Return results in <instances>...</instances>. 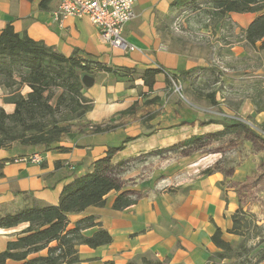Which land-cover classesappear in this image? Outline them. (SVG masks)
<instances>
[{"label": "crops", "instance_id": "0c3cea01", "mask_svg": "<svg viewBox=\"0 0 264 264\" xmlns=\"http://www.w3.org/2000/svg\"><path fill=\"white\" fill-rule=\"evenodd\" d=\"M43 1L0 0V36L10 24L17 34L42 42L66 57L77 56L118 71L116 74L95 72L93 86L82 91L92 103L91 111L51 149L15 143L10 149L0 150L1 214H15L34 202L57 205L67 184L91 172L97 160L127 138L133 141L114 155V164L170 149L193 137L211 135L201 144L153 157L128 174V179H135L134 189L144 193L134 206L122 211L113 210L118 193L111 192L104 207H90L82 213L71 214L72 223L95 217L113 239L110 245L97 249L80 246V264H211L209 259L217 251L211 240L215 227L221 228L228 241L232 236L228 233L233 227L232 216L240 207L257 216L259 224L264 225V173L261 172L264 170V132L258 133L260 138L257 139L263 140V147L257 150L249 134L216 136L224 130L220 118L201 113V119L191 124H174L167 120L170 106L165 105L166 111L158 112L172 75H180L187 84L196 75L183 76V72L197 66H209L205 56L195 62L173 50L170 41H164L162 31L167 25L163 22L169 20L172 25L174 11L171 5L175 0H135L137 17L125 30L128 42L140 49L134 53L104 45L97 27L87 18L55 21L53 13L59 8L60 0ZM259 15H228L225 21L213 24L211 39L218 44L223 41L229 48L223 56L228 81L242 86L241 82L245 81L239 79L251 77L258 83L255 88L242 86L244 93L231 97L228 106L221 102L222 98L216 92V105L224 110V116L253 120L254 125L264 131V103L256 102L252 95L256 89L264 94V51L253 49L244 38L245 31ZM260 45L258 42L257 47ZM158 68L164 71L156 75L152 90L141 76L125 72ZM243 72L251 75L242 77ZM14 92L27 97L31 88L0 85V108L7 114H13L16 109L15 104L6 101ZM231 104L235 105L236 114ZM147 112L149 117L144 119ZM211 120L215 123L206 124ZM81 124L114 128L102 133L81 132ZM238 139H244L242 143L247 148L244 161L238 158L237 147L223 149L227 141ZM32 154L41 155L42 162H15L19 157ZM175 155L182 157L178 164L153 167L165 159L169 162L168 158ZM173 166L178 169L174 170ZM257 172L262 174L257 183L258 192L255 196L242 194L239 185L249 183ZM143 182L148 187L140 188ZM26 228L27 225L22 224L14 229L0 230V253ZM97 230L92 228L85 234L92 236Z\"/></svg>", "mask_w": 264, "mask_h": 264}, {"label": "trees", "instance_id": "16d2710c", "mask_svg": "<svg viewBox=\"0 0 264 264\" xmlns=\"http://www.w3.org/2000/svg\"><path fill=\"white\" fill-rule=\"evenodd\" d=\"M47 1L49 0H44L43 3ZM203 7L212 16L214 23L225 21L228 15L234 13H260L245 31L244 38L253 49L264 51V0H175L171 10L178 12ZM258 42H261L259 47ZM96 71L116 74L118 69L77 56L66 57L42 42L17 34L8 24L0 36V85L8 88L27 85L31 92L27 97L14 92L6 98L7 102L16 106L13 114H7L0 108V150L10 149L15 143L25 147L41 146L49 150L53 144L61 142L71 132L74 124L83 122L92 109L91 101L82 94L86 88L82 77L87 75L93 78ZM162 71V68H158L125 72L141 76L145 85L152 90L156 75ZM196 71L193 69L182 75L195 74ZM171 77L179 79L175 74ZM208 99L213 105L217 104L214 93L209 94ZM211 123L215 121L206 122ZM220 124L224 130L215 134L216 136L249 134L260 138L254 129L237 117L225 116ZM90 125L81 124V132L88 130L102 133L114 128L111 125H92L94 129L89 130ZM210 137L211 135L193 137L170 149L150 152L114 164V155L133 141L132 138H127L123 144L111 147L104 158L97 160L91 172L76 177L67 184L57 205L34 202L32 206L15 214L2 215L0 212V230L27 225L14 240L8 242L6 250L0 253V264H80V246L97 249L110 245L113 239L95 217H86L72 223L71 214L82 213L90 207H104L111 192L118 193L113 210L122 211L134 206L143 198L144 193L143 190L134 189L132 184L135 179H128V174L140 169L153 157L201 144V141ZM252 216L242 207L232 216L233 227L228 233L244 238L237 247L224 239L221 228L215 227L211 240L217 251L209 259L211 264L264 263V248H260L256 255L252 254L255 247L264 243V239L259 240L255 247L247 245L245 230L252 225ZM92 228L98 230L92 236H87L85 232ZM255 229L260 234L263 227L256 225Z\"/></svg>", "mask_w": 264, "mask_h": 264}, {"label": "rangeland", "instance_id": "374dc122", "mask_svg": "<svg viewBox=\"0 0 264 264\" xmlns=\"http://www.w3.org/2000/svg\"><path fill=\"white\" fill-rule=\"evenodd\" d=\"M211 17V15L206 13V8L203 7L195 10L174 12L172 25H169V20L167 22L166 20L163 22L164 25H167L162 31L163 39L165 42L170 41V45L173 47V50L188 56L195 62H198V60L201 59V56H205L207 58L206 64H209V66L205 68H202L201 66L194 68L197 70L195 72L196 76L191 78L187 84L180 75L177 76L179 77L178 80L173 78L168 80L169 85L167 88V94L161 100V104H159L160 109L158 110V112H165V105L170 106L171 110L169 111L170 116L167 118L168 122L171 121L174 124H191L196 120L201 119V113H204L207 117L210 116L223 119L225 117L224 110L218 105H213L211 103L208 99L209 94L214 93L216 98L218 95L216 92H219V96L222 98L221 102L226 103L228 106L230 105L229 99H232L233 96H241V93H244V89L241 88L242 86L249 85L255 88V86L258 85L255 79L249 77L251 74L245 72H243L244 75H242V77L248 75L249 78H246V80L239 79V81H245L241 82L242 86L238 85L237 82L227 80L224 72L226 64L223 61V56L225 55V51H228L229 48L226 47L227 45H225L223 41L219 40L220 44H218L216 41L211 39L214 24ZM231 41L233 42V40ZM254 57V60H256V56ZM79 74L81 75L82 72H79ZM257 90L258 93H256ZM261 91L262 90L260 89H256L252 95L254 96L253 98H255L254 100L256 102L262 104L264 103V94ZM55 101L56 99L53 100L54 103ZM231 106L232 111L236 114L237 109L235 105L231 104ZM148 114L149 112L143 115L145 116L144 119H148ZM243 122L262 135L263 130L257 128L256 125H254L253 120L243 119ZM249 138L254 141L253 147H255V149L262 150L263 140L257 139L258 137L253 135H250ZM243 140H229L226 142L227 146H223V149L228 150L229 148L234 149V147H237V150L239 151L237 156L240 160L242 159L244 161L247 157V148L245 143H242ZM181 158L182 157L175 155L174 157L168 158L169 162H166L165 159L162 162L154 164L153 167L155 168L156 166H160L165 168L168 165H176ZM146 169L148 168H145V170ZM176 169L178 168H175L174 170ZM261 172L264 173V170H261ZM255 174L257 175H255L249 183L239 185V190L242 194L255 196V193L258 192V189H260L257 183L260 182L259 175L262 174L259 172ZM147 185V183L143 182L141 183L140 188H144L145 186L148 187ZM242 209L244 210V208ZM246 213L250 214L249 212ZM252 218L254 220L252 225L245 230L248 247H255L259 240L264 239V225L259 224V218L257 216L253 215ZM256 225L263 227L260 234H258L259 231L255 229ZM243 239V237L236 235L228 237V241L231 242L234 247H237ZM260 248H264V243L255 247L252 254L256 255Z\"/></svg>", "mask_w": 264, "mask_h": 264}, {"label": "built area", "instance_id": "2783aa9c", "mask_svg": "<svg viewBox=\"0 0 264 264\" xmlns=\"http://www.w3.org/2000/svg\"><path fill=\"white\" fill-rule=\"evenodd\" d=\"M135 0H60L59 8L54 11L55 21L70 17L87 18L97 27L104 45L117 48L124 53H134L140 49L128 42L125 37L126 26L136 17ZM161 69V68H159ZM93 130V126L88 127ZM20 163H41L39 154H32L15 159Z\"/></svg>", "mask_w": 264, "mask_h": 264}, {"label": "water", "instance_id": "95a60500", "mask_svg": "<svg viewBox=\"0 0 264 264\" xmlns=\"http://www.w3.org/2000/svg\"><path fill=\"white\" fill-rule=\"evenodd\" d=\"M82 83L84 84V86H85L86 88H90V87H92L93 84H94V78L89 77V76H87V75H84V76L82 77Z\"/></svg>", "mask_w": 264, "mask_h": 264}]
</instances>
